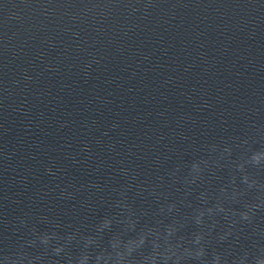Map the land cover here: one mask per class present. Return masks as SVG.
Returning a JSON list of instances; mask_svg holds the SVG:
<instances>
[{
	"label": "water",
	"instance_id": "1",
	"mask_svg": "<svg viewBox=\"0 0 264 264\" xmlns=\"http://www.w3.org/2000/svg\"><path fill=\"white\" fill-rule=\"evenodd\" d=\"M261 262L264 0H0V264Z\"/></svg>",
	"mask_w": 264,
	"mask_h": 264
},
{
	"label": "clouds",
	"instance_id": "2",
	"mask_svg": "<svg viewBox=\"0 0 264 264\" xmlns=\"http://www.w3.org/2000/svg\"><path fill=\"white\" fill-rule=\"evenodd\" d=\"M60 251V249H57V252H59ZM261 264H264V262H261Z\"/></svg>",
	"mask_w": 264,
	"mask_h": 264
}]
</instances>
